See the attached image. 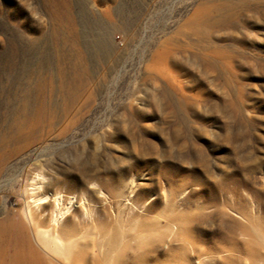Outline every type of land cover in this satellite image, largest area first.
Returning a JSON list of instances; mask_svg holds the SVG:
<instances>
[{
  "label": "rangeland",
  "instance_id": "rangeland-1",
  "mask_svg": "<svg viewBox=\"0 0 264 264\" xmlns=\"http://www.w3.org/2000/svg\"><path fill=\"white\" fill-rule=\"evenodd\" d=\"M18 224L46 264H264V0H0Z\"/></svg>",
  "mask_w": 264,
  "mask_h": 264
},
{
  "label": "bare ground",
  "instance_id": "bare-ground-1",
  "mask_svg": "<svg viewBox=\"0 0 264 264\" xmlns=\"http://www.w3.org/2000/svg\"><path fill=\"white\" fill-rule=\"evenodd\" d=\"M17 231L19 236L15 233ZM21 241H25L29 247L32 249V252L35 254L30 257L32 264H46L44 256L33 246L29 237L26 234L25 227L22 224H18L13 228L10 226L6 230H2L0 232V264H12L13 259L10 254V250L12 246H20ZM28 259V256H27ZM29 264V259L27 260Z\"/></svg>",
  "mask_w": 264,
  "mask_h": 264
}]
</instances>
